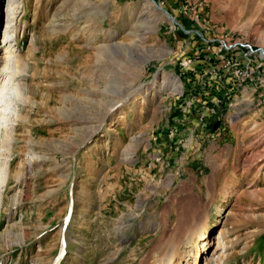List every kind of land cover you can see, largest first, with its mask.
Wrapping results in <instances>:
<instances>
[{
	"label": "rangeland",
	"instance_id": "rangeland-1",
	"mask_svg": "<svg viewBox=\"0 0 264 264\" xmlns=\"http://www.w3.org/2000/svg\"><path fill=\"white\" fill-rule=\"evenodd\" d=\"M16 1L0 264H151L198 226V264H264V0Z\"/></svg>",
	"mask_w": 264,
	"mask_h": 264
},
{
	"label": "bare ground",
	"instance_id": "bare-ground-1",
	"mask_svg": "<svg viewBox=\"0 0 264 264\" xmlns=\"http://www.w3.org/2000/svg\"><path fill=\"white\" fill-rule=\"evenodd\" d=\"M152 1L155 4V6L152 3ZM152 1L151 4L153 6V9L164 11L157 7L154 0ZM17 4L19 3L16 0H8V3L5 6V12L3 17L5 23L10 24L16 20L15 7ZM165 14L167 15L166 12ZM168 18L169 20L174 22L173 17L172 19H170V17L168 16ZM2 66L3 67L6 66L5 63H3ZM27 68L28 67L26 63L23 60H18L16 62L15 69L13 72L14 74H17L19 77H24L28 72ZM10 69L11 68L4 67V69L2 70L3 73L1 72L2 75L0 77V90L3 93V95L5 94V90L6 91L9 90L19 104L20 103L24 104L25 101H28V96L26 95L25 92L26 89L23 86V84L20 82V80L16 82L14 81L12 83L3 81L4 73L5 74L7 72L13 73L12 71H10ZM154 81L155 80H153L151 83L152 86L155 85ZM2 99L3 98H0L1 101H3ZM204 233L205 232L203 226L202 227L198 226L194 230L193 234H191L188 238L185 239L182 245L177 244L176 241H172V243L167 248L161 251V254L159 256L155 257V259L152 261L151 264H184V262H189L190 260H191V264H198L197 262L201 258L200 252L207 248L206 236L204 235ZM183 245L185 246V249L181 251Z\"/></svg>",
	"mask_w": 264,
	"mask_h": 264
},
{
	"label": "water",
	"instance_id": "water-1",
	"mask_svg": "<svg viewBox=\"0 0 264 264\" xmlns=\"http://www.w3.org/2000/svg\"><path fill=\"white\" fill-rule=\"evenodd\" d=\"M154 2L156 3V5H157V7H158L159 9L164 10V11L167 13V15L170 17V19H172V16L170 15V13H169V12H168L163 6L159 5V4L156 2V0H154ZM173 20H174V22H175L176 24H179L178 20H176L175 18H173Z\"/></svg>",
	"mask_w": 264,
	"mask_h": 264
}]
</instances>
